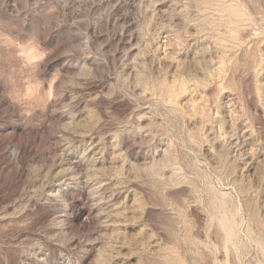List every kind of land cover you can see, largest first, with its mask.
<instances>
[{
  "label": "rangeland",
  "instance_id": "obj_1",
  "mask_svg": "<svg viewBox=\"0 0 264 264\" xmlns=\"http://www.w3.org/2000/svg\"><path fill=\"white\" fill-rule=\"evenodd\" d=\"M0 264H264V0H0Z\"/></svg>",
  "mask_w": 264,
  "mask_h": 264
}]
</instances>
